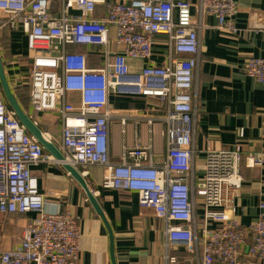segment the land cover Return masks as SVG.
Returning a JSON list of instances; mask_svg holds the SVG:
<instances>
[{"label":"built area","instance_id":"1","mask_svg":"<svg viewBox=\"0 0 264 264\" xmlns=\"http://www.w3.org/2000/svg\"><path fill=\"white\" fill-rule=\"evenodd\" d=\"M98 6L102 14L96 17ZM236 11L235 0H0V34L25 31L32 112L55 113L61 121L59 142L45 138L58 150L57 158L28 133L0 84V215L34 214L16 246L0 251V264H78L79 224L69 212L45 208L46 195L30 170L39 163L97 165L104 169L102 188L135 193L138 205L163 222L164 264L177 263L175 247L192 253L198 264H264V202L246 227L235 216L243 180L240 148L209 149L203 175L196 177L194 169V70L202 17L212 16L220 31L236 35ZM260 20L264 32V16ZM157 35L165 37L168 51L162 64L152 60ZM85 47L97 48V67L89 66ZM132 60L143 63L139 71H131ZM244 71L264 86V55L248 57ZM111 96L153 99L162 110L156 118L113 109ZM132 116L163 123L161 163L141 143L126 149L118 163L110 161V125ZM246 160L249 167L263 163L261 155Z\"/></svg>","mask_w":264,"mask_h":264},{"label":"crops","instance_id":"2","mask_svg":"<svg viewBox=\"0 0 264 264\" xmlns=\"http://www.w3.org/2000/svg\"><path fill=\"white\" fill-rule=\"evenodd\" d=\"M235 3L237 11L234 22L239 30L236 35L220 31L212 16L202 17L199 32L201 55L194 70L198 110L194 169L196 177L203 175L205 155L209 149L240 148L243 180L235 202V216L246 227L258 218L261 212L259 205L264 202V86L248 77L244 71L248 57L264 55V32L259 26L260 17L262 19L264 16V0H235ZM101 14V7L98 6L95 16ZM3 34L6 44L0 41V58L7 82L12 88L13 78L19 81L22 75L29 72L31 59L22 27L10 32L5 30L0 34V39ZM164 39L162 35L155 38L152 60L156 64L166 61L168 51ZM82 50L87 53L89 66L97 67V48L85 47ZM8 63L11 64L8 66ZM130 63L133 67L143 65L135 60ZM77 97V94H73L72 100L77 102ZM18 103L24 113L33 115L36 126L45 138L59 142L61 121L55 113H35L29 103L26 107ZM109 103L113 109L130 110L156 118L162 110L156 100L142 97L111 96ZM163 128L162 122L151 125L146 118L132 116L124 124L120 120H113L108 141L110 161L118 163L126 149L141 143L151 147L154 162L161 163L166 155L165 138L161 134ZM44 151L50 153L45 147ZM253 155L263 157L260 167L246 165L247 157ZM75 169L91 191L94 202L65 166L39 163L30 167L37 177L39 191L46 195L45 208L69 212L79 224L78 264H164V226L153 210L140 207L135 193L102 188V167L90 165ZM84 170L86 172L81 174ZM33 217V213L6 218L0 215V251L16 246L22 226ZM171 252L177 255L176 264H198L195 256L183 247H175Z\"/></svg>","mask_w":264,"mask_h":264},{"label":"water","instance_id":"3","mask_svg":"<svg viewBox=\"0 0 264 264\" xmlns=\"http://www.w3.org/2000/svg\"><path fill=\"white\" fill-rule=\"evenodd\" d=\"M0 84L2 86L3 92L5 94V97L8 101V103L10 104V106L14 109L17 117L19 118V120L21 121V123L25 126V128L27 129L28 132H30L32 135H34L37 140L45 147L47 148L50 153L52 155H54L57 158H60V154L58 152V150L56 149V147L48 142L44 137L42 132L40 131V129L33 123L32 120H30L28 118V116L23 112L21 106L19 105V103L16 101L14 95L11 93L10 89H9V85L4 73V68L1 62V58H0ZM66 169L70 172V174L75 177V179H77L81 185L84 187V189L87 191V195L89 197V199L91 201L94 202V199L89 191V189L86 186L85 181L83 180V178L80 176L79 172L70 166H65ZM248 251V246L245 247V252L247 253Z\"/></svg>","mask_w":264,"mask_h":264},{"label":"rangeland","instance_id":"4","mask_svg":"<svg viewBox=\"0 0 264 264\" xmlns=\"http://www.w3.org/2000/svg\"><path fill=\"white\" fill-rule=\"evenodd\" d=\"M11 63H8V66L10 65ZM14 65V64H13ZM20 66H21V64H20ZM140 65L139 66H136V67H132L131 68V71H135V72H137V71H139L140 70ZM15 83V84H14ZM27 83H28V73L26 72L24 75H22V78H20L19 79V81H17V78L16 79H14L13 78V81L11 82V84H12V90H14V93H15V95H17V97L19 98V94L21 93V92H24V91H22L21 89L24 87L25 89L27 88L28 89V86H27ZM9 87H10V85H9ZM27 89H26V91H27ZM20 103L24 106V107H26L22 102H21V100H20Z\"/></svg>","mask_w":264,"mask_h":264},{"label":"trees","instance_id":"5","mask_svg":"<svg viewBox=\"0 0 264 264\" xmlns=\"http://www.w3.org/2000/svg\"><path fill=\"white\" fill-rule=\"evenodd\" d=\"M5 38V36H4V34L1 36V39H0V41L2 42V44L3 45H5L6 43H4V39ZM27 89V88H26ZM26 89L23 87L21 90L22 91H24V92H21L20 94H19V98H18V100H19V102H20V100H21V102L25 105V106H27V104L29 103V99H28V93H27V91H26ZM28 90V89H27ZM21 104V103H20ZM22 105V104H21ZM15 215V214H14ZM11 216H13V215H11ZM4 218H6V217H4Z\"/></svg>","mask_w":264,"mask_h":264},{"label":"bare ground","instance_id":"6","mask_svg":"<svg viewBox=\"0 0 264 264\" xmlns=\"http://www.w3.org/2000/svg\"><path fill=\"white\" fill-rule=\"evenodd\" d=\"M44 134V133H43ZM47 135V134H46ZM44 137V136H43ZM50 137V136H49ZM45 138V137H44ZM80 173V172H79Z\"/></svg>","mask_w":264,"mask_h":264}]
</instances>
